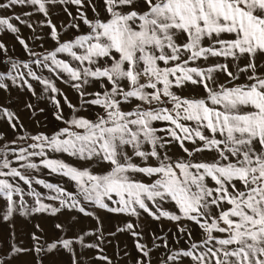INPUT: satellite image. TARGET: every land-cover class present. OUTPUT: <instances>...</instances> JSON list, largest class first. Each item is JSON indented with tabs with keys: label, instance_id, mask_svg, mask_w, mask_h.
I'll list each match as a JSON object with an SVG mask.
<instances>
[{
	"label": "snow or ice",
	"instance_id": "6c2138e0",
	"mask_svg": "<svg viewBox=\"0 0 264 264\" xmlns=\"http://www.w3.org/2000/svg\"><path fill=\"white\" fill-rule=\"evenodd\" d=\"M25 4L45 17L50 6L70 4L78 15L64 9L75 30L69 39L47 20L55 45L43 53L0 17V32L15 35L29 58L13 59L0 42L7 69L0 91L10 81L36 95L30 81L38 82L59 122L50 133L25 135L19 116L0 106V120L14 134L9 141L0 132V223H13L18 211L55 216L62 208L89 217L91 205L175 224L176 246L155 234L151 246L142 243L139 225L130 221L118 227L135 240V264H153L160 248L159 264H264V0H0V9ZM38 70L73 89L78 105ZM41 168L75 191L30 175ZM26 194L34 199L30 210ZM94 218L97 231L69 237L59 233L76 224L57 223L53 239L33 231L26 245L15 241L13 224L0 237V264H58L57 258L81 264L78 248L103 251L85 239L103 240V222ZM94 259L112 264L106 255Z\"/></svg>",
	"mask_w": 264,
	"mask_h": 264
},
{
	"label": "rangeland",
	"instance_id": "374dc122",
	"mask_svg": "<svg viewBox=\"0 0 264 264\" xmlns=\"http://www.w3.org/2000/svg\"><path fill=\"white\" fill-rule=\"evenodd\" d=\"M6 2V0H4ZM87 2V0H86ZM67 8L73 16L78 15L76 6L57 4L55 6L49 7L48 17L43 16L38 13L35 8L31 5H16L9 9H0V17L10 18L11 22L18 27L19 35L25 40L29 47L38 53H43L46 50H50L54 47L55 42L50 38V29L46 26L47 20L57 27L60 31L63 39L72 38L75 34V30L70 28V24L73 22L72 17L65 12L64 9ZM88 17L91 19L94 16L92 9L88 6L83 9ZM19 16L21 20L25 23L21 24L19 21L13 19ZM32 24V28H28L26 25ZM83 28V25H82ZM0 42L5 43L8 52L7 55L13 59L28 60L27 54L24 52L23 47L18 43L15 35L8 32H0ZM66 58V57H62ZM4 56L0 55V72L6 71L4 64ZM35 69V65H33ZM45 78L53 79L56 86L60 88L68 99L74 105H78V96L68 85L62 83L60 80H56L54 76H51L46 70L42 73ZM9 85L8 91H0V106H5L9 111L16 113L19 116L20 121L24 124L27 130L25 135H34L38 132L50 133L53 127H55L59 122L55 121L53 113L55 111L54 105L50 102L49 93L43 90V86L39 85L36 81H30L33 84V88L36 95H32L27 92L26 89H21L17 86L11 84L10 81L7 82ZM186 95L188 93H185ZM63 103V97H58ZM32 104V109H27L26 104ZM43 109V111H41ZM67 106H64V112L67 115L69 113ZM83 114V113H82ZM63 127V125H59ZM163 126V125H160ZM0 132L6 133L8 140L14 138L12 130L8 127L5 120H0ZM30 142V141H29ZM54 159H63L66 162L74 163L72 158L67 157L64 154H50ZM39 163V160H36ZM81 164L83 162H80ZM14 166H16L14 164ZM30 175L35 179L44 180L47 183L61 185L66 188L69 192H74L75 188L67 182L65 178H61L57 175H50L47 169L41 168L38 171L31 172ZM21 187L24 188L25 193L28 192V186L23 185L20 182ZM32 189L36 192L41 193L43 196L49 194L47 189L42 186L33 184ZM18 199V198H17ZM27 204V210L35 207L34 199L27 194L24 197ZM43 203L49 205L50 207H59L58 201L43 200ZM110 206H114L111 205ZM19 207V206H18ZM165 208L169 210H175L174 206L165 205ZM87 211L93 213V216L85 217L83 214L76 212L75 210L69 211L66 208H62L55 216L50 213H33L31 215L21 216L19 211L15 214L13 218V223L3 222L0 223V237L7 238L10 232L15 230V241L20 245H26L30 240V233L33 231L37 232V235H46L49 240L54 238V234L57 230L54 225L57 223H63L65 225L76 224V227L68 233H59L60 235L72 236L73 232H79L80 229H84L86 232L97 231L99 228V221L94 217H99L100 221L103 222L102 232L103 240L97 239L96 237H86L87 243H94L100 245L103 249L102 252L93 249H79L78 252L81 253L80 261L81 264H104L103 261L94 259L98 255H106L112 261V264H135V260L138 259V253L135 249V240L127 232H118V227H123L126 221H130L139 225L136 229L142 232L143 239L142 243H146L151 246L153 241V236L159 235L170 240L173 246L175 245V240L172 239L173 234L177 232V228L173 222L167 220L154 221L147 214L142 215L139 219L132 217H126L122 215H116L112 213H107L103 210H98L94 206L89 205ZM78 218V219H74ZM184 223V222H181ZM39 225L40 228L44 230L40 233L34 226ZM115 233V235H113ZM99 235V232H97ZM11 242V241H9ZM156 243H161L156 241ZM165 250L160 248L159 250L154 249L153 251V264H159L160 257L164 254ZM127 253V254H126ZM58 264H67V260L60 261L57 258ZM21 264V262H17Z\"/></svg>",
	"mask_w": 264,
	"mask_h": 264
}]
</instances>
